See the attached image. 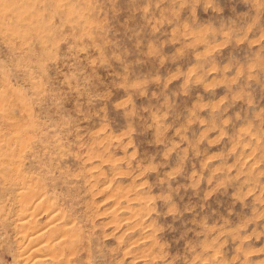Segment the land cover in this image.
<instances>
[{"label": "rangeland", "instance_id": "1", "mask_svg": "<svg viewBox=\"0 0 264 264\" xmlns=\"http://www.w3.org/2000/svg\"><path fill=\"white\" fill-rule=\"evenodd\" d=\"M67 262L264 264V0H0V264Z\"/></svg>", "mask_w": 264, "mask_h": 264}, {"label": "bare ground", "instance_id": "2", "mask_svg": "<svg viewBox=\"0 0 264 264\" xmlns=\"http://www.w3.org/2000/svg\"><path fill=\"white\" fill-rule=\"evenodd\" d=\"M8 1V0H7ZM6 17V16H5ZM34 21V20H33ZM32 22V21H31ZM32 25V24H31ZM31 190V189H30ZM33 193V192H32ZM30 194V193H29ZM55 215V214H54ZM56 217V216H55ZM64 218V217H63ZM52 219H55L54 217H52ZM51 220V219H50ZM63 220V219H62ZM55 221V220H54ZM56 221H57V219H56ZM66 221V220H65ZM25 222H26V220H25ZM36 223V222H35ZM49 223H51V221L49 222ZM59 223V222H58ZM65 223V222H64ZM20 224H23V223H20ZM30 224H31V222H30ZM52 224V223H51ZM54 224V223H53ZM72 224V223H71ZM27 225V224H26ZM49 225V224H48ZM34 227V226H33ZM50 227V226H49ZM63 227V226H62ZM67 227V226H66ZM51 228V227H50ZM52 228H54V227H52ZM74 228V227H73ZM64 229V228H63ZM49 230V229H48ZM59 230V229H58ZM78 230V229H77ZM42 231V230H41ZM54 232V231H53ZM31 233V232H30ZM41 233V232H40ZM77 233H78V231H77ZM62 234H64V233H62ZM37 235V234H36ZM41 235V234H40ZM73 235V234H72ZM75 235V234H74ZM32 236V235H31ZM38 237V236H37ZM36 237V238H37ZM41 237V236H40ZM79 237V236H78ZM30 238V237H29ZM43 238V237H42ZM41 238V239H42ZM51 238V237H50ZM65 238V237H64ZM79 239V238H78ZM64 240V239H63ZM31 241V240H30ZM49 241V240H48ZM59 241V240H58ZM62 241V240H61ZM47 242V241H46ZM54 242V241H53ZM64 242V241H63ZM59 243V242H58ZM29 244V243H28ZM45 244H47V243H45ZM63 244V243H62ZM53 245V244H52ZM38 246H39V244H38ZM50 246V245H49ZM58 246V245H57ZM51 247V246H50ZM53 247H54V245H53ZM59 247V246H58ZM39 248V247H38ZM52 248V247H51ZM43 249V248H42ZM34 250H37V249H34ZM68 250V249H67ZM50 251V250H49ZM54 251V250H53ZM40 252V251H39ZM39 252H38V254H39ZM58 253V252H57ZM49 254V253H48ZM22 255H24V254H22ZM43 255H45V254H43ZM58 255V254H57ZM73 255H74V253H73ZM54 256V255H53ZM72 256V255H71ZM29 257H30V255H29ZM33 257H34V255H33ZM23 258V257H22ZM46 258V257H45ZM73 258V257H72ZM42 259V258H41ZM54 260V259H53ZM66 260H67V258H66ZM63 261V260H62ZM61 261V262H62ZM68 261V260H67ZM41 262V261H40ZM66 264H68V262L66 263Z\"/></svg>", "mask_w": 264, "mask_h": 264}]
</instances>
